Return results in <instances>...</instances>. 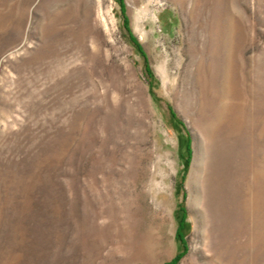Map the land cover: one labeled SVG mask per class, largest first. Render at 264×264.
Instances as JSON below:
<instances>
[{
    "label": "rangeland",
    "instance_id": "rangeland-1",
    "mask_svg": "<svg viewBox=\"0 0 264 264\" xmlns=\"http://www.w3.org/2000/svg\"><path fill=\"white\" fill-rule=\"evenodd\" d=\"M0 264H264V0H0Z\"/></svg>",
    "mask_w": 264,
    "mask_h": 264
},
{
    "label": "trees",
    "instance_id": "trees-1",
    "mask_svg": "<svg viewBox=\"0 0 264 264\" xmlns=\"http://www.w3.org/2000/svg\"><path fill=\"white\" fill-rule=\"evenodd\" d=\"M122 5H123V4H122ZM124 21H125L126 27L128 28V22H127V18H126V16H125V20H124ZM131 38L133 39V42H134V44L136 45V47L139 48L140 51H142V50H141V46H140V44H139L138 42H136L135 38H133V35H131ZM142 55L145 57V53L142 52ZM147 71L149 72L150 70L147 68Z\"/></svg>",
    "mask_w": 264,
    "mask_h": 264
}]
</instances>
